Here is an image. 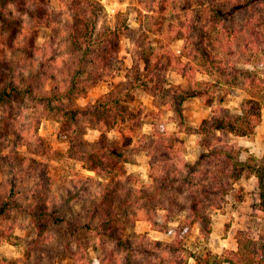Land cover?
<instances>
[{
  "label": "rangeland",
  "instance_id": "obj_1",
  "mask_svg": "<svg viewBox=\"0 0 264 264\" xmlns=\"http://www.w3.org/2000/svg\"><path fill=\"white\" fill-rule=\"evenodd\" d=\"M68 1H52L55 8V14L52 17L57 19V22L51 27L37 24L24 12V9L22 11L15 9V19L11 20L18 29L19 25L25 26L24 34L16 39L17 43L22 42L26 37L31 38L34 32H39L37 44L41 49L37 48L36 52L25 55V59L28 63H31V59L44 62L48 72L56 75L51 83L59 84L58 88L61 92L68 91L71 62L79 55L78 48L67 40L68 32L65 26L66 19H64L66 9L62 8H64L63 3ZM96 1L104 7L102 16L106 23L118 27L119 68L107 81L91 87L86 95L73 98L67 96L63 105L67 109L87 108L113 93L119 96L121 103L129 108L140 121L119 120L111 128L109 124L113 117L107 116L105 121L109 126L99 130L92 117H83L73 122L67 119L68 117L66 118L62 111L45 112L42 108L34 110L27 101L12 103L8 111L13 110L21 115L18 121L23 125V130L29 133L26 135V140L30 139L28 138L30 135L33 137V133L43 140L44 154L35 158L46 164L42 169L44 177L39 175L35 181L39 179L41 184L47 182L48 186H51L52 191L59 197L58 201L51 205L66 221L53 225L48 242L38 250L35 251L33 248L34 251H30L33 247L30 245L35 232L26 215L18 214L15 242H5L0 245V258L11 261L21 259L22 264H77L84 260H98L97 263L100 264L106 257L112 255L116 257L118 264H126L129 251L122 247L118 248L113 239L100 238L95 233L85 230L75 233L67 230L68 224L74 227L77 223L88 220L87 210L92 209L95 199L92 194L99 191L98 182L107 184L114 178L113 174L98 175L95 171L83 166L91 164L88 161L89 158H86V153L104 145L126 147V143L131 141L128 147H132L143 140V135L162 126L183 139L184 155L188 163H193L202 153L205 154V160L200 166L203 172L206 169H212L214 173L230 169L224 162L226 158L224 155L208 152L210 144L216 145L215 148L229 147L233 153H239L235 158L241 161L247 162L251 156L264 155V122L258 135L249 139L236 138L229 134H223L217 138L212 134L200 135L196 131L204 124V121L211 118L213 107H226L230 113L240 112L242 103L248 97L243 79H234V84L229 88L215 90V104L211 108L207 100L199 96H190L181 102V97L190 90L188 81L176 70L173 62L169 66L166 61L163 64L160 63L162 56L167 55L168 52L169 54L174 52L178 60L186 63L188 57L183 54L184 52L192 53L193 48L183 38L185 31L188 34L189 31L192 32L189 25L192 22L197 25H208L213 21L211 9H215L216 4L220 9L227 10L235 0ZM80 4L84 10L91 9L86 1H80ZM255 9H264V6L258 4ZM46 10L52 11V9ZM246 13L243 11L236 15L235 22L242 23ZM195 15H198V18H195ZM194 18L195 21H193ZM1 23L0 78L5 80L11 73L9 70L17 68V55L2 47L6 39H12V36L7 34ZM101 27L102 21L98 23L97 32H100ZM258 58L256 61L259 62L258 67L254 72L264 78V58L261 56ZM151 73L156 79L160 75L159 86L155 84L156 82L148 86L145 84L146 75ZM197 78L219 86L216 79L207 74L197 73ZM52 84L48 85V89L53 87ZM262 115L264 120V108ZM37 120L38 122L35 123ZM154 125L157 126L154 127ZM221 140L224 142L221 143ZM226 144L229 145L226 146ZM18 150L22 152V156H30L26 142L19 144ZM149 160V156L144 153L134 156L132 163H126L123 165L124 168L118 170L121 175L118 181L114 178L118 212L125 214L123 209L126 208L124 203L127 200L139 199V203L128 207L126 212L137 209L139 204L146 203L145 199L149 196L158 204V207L153 206L152 201L147 204V210L154 222L148 221L143 216H140L142 219L136 223H133V219L126 220L129 237L139 236L133 244L134 248L150 247L152 249L150 255L136 256L134 252L131 263L142 262L143 264L146 259L154 261L155 257L160 256L166 264H185L186 260L189 264H193L194 260L189 259V253L206 250L222 253L225 249H232L234 245L237 248L238 230H245L254 237H258L262 232L264 216L263 212L257 208L259 205L258 181L254 175L244 173L239 180L228 181L224 187V193H217L215 197L210 195V200L213 202L205 197V192L199 191L202 186L211 183L210 178L207 180L208 183H204L202 179L205 177L201 174L192 176L191 179L195 181L192 182L193 185L179 181L167 193L157 195L154 191V180L150 177ZM1 175L2 172L0 177ZM84 176L91 179L87 180ZM219 177L222 181L227 178L222 173ZM25 185V188L30 186L29 180L25 182ZM84 187L88 191L84 199L71 202L72 193ZM221 187H223L222 184ZM210 203L213 204L210 205ZM194 209L204 214L208 220L198 219L191 212ZM97 221L94 219L92 223L95 224ZM155 241H161L163 244L157 245ZM28 255H30L29 259L26 258Z\"/></svg>",
  "mask_w": 264,
  "mask_h": 264
},
{
  "label": "trees",
  "instance_id": "obj_2",
  "mask_svg": "<svg viewBox=\"0 0 264 264\" xmlns=\"http://www.w3.org/2000/svg\"><path fill=\"white\" fill-rule=\"evenodd\" d=\"M52 1L0 0V22L7 34L12 36V39H6L2 47L17 55V68H11L9 70L11 73L5 80L0 78V173L2 172L0 177V245L5 242H15L18 228L17 217L18 214H24L35 232L30 245L33 247L30 251H36L45 245L48 242L51 227L66 220L51 205L59 198L52 191L51 186H48L47 182L41 184L39 179L35 181L39 175L44 177L42 169L46 164L35 158V156L44 154L43 140L33 133L34 136L30 135L27 141L26 135L29 133L23 130V125L18 121L21 115L13 110L8 111V107L14 102L27 101L34 110L42 108L45 112L62 111L66 118L68 117L67 119L73 122L83 117H92L99 130L109 125L113 128L119 120L122 122L126 119L139 120L129 108L121 103L119 96L113 93L87 108L67 109L63 105L67 96L73 98L86 95L91 87L107 81L119 68L120 33L117 26L107 24L104 20L102 16L104 7L99 1L69 0L63 3L64 8L62 9H66L64 19H66L65 26L68 32L67 40L78 48L79 54L71 62L68 84L66 83L67 92H61L58 88L59 84L51 83L56 75L48 72L44 62L31 59V63H28L25 59V55L36 52L37 48L41 49L37 44L39 32L36 31L31 38L26 37L22 42L17 43L16 39L24 34L25 26L24 24L19 25L18 29L14 21H11L15 19V9L18 11L24 9V12L37 24L51 27L57 22V19L52 17L55 14ZM80 1H86L91 9L84 10ZM258 4L263 7L264 0H235L227 10L220 9L216 4L215 9H211L212 22L208 25H197L192 22L189 25L192 32L189 31V34L184 32L185 42L193 47L192 53L184 52L183 54L188 57V61L185 63L183 60H178L174 52L170 53L171 55L168 52L160 60L162 64L166 61L168 66L173 62L176 70L188 81L190 90L181 97V102L190 96H199L207 100L209 104H213L215 90L229 88L234 84V79H243L248 97L242 103L240 112L230 113L226 107H213L211 118L204 121V124L196 130L200 135L212 134L217 138L223 134L250 136L255 133L262 122L264 78L254 72L258 67L259 62H256L259 59L258 56L264 58V9H255ZM46 9H52V11L49 12ZM243 11L247 13L242 23L235 22L236 15ZM195 18H198V15H195ZM100 21H102V27L100 32H97ZM197 73L207 74L216 79L219 86L210 81L198 79ZM157 78L159 79L160 75ZM158 79L151 73L146 75L145 84L148 86L156 82L155 84L159 86L161 80L158 81ZM163 82H165L164 79ZM49 84L53 85L51 89H48ZM107 116L108 118L113 117L109 125L105 121ZM37 122L38 120L35 123ZM142 138L143 140L132 147H128L131 143L128 141L126 147L104 145L94 149L86 153V158H89L88 161L91 164L83 166L95 171L98 175L113 174L115 181H118L121 177L118 170L124 168V164L132 163L134 156L144 153L150 158L149 165L152 172H150V177L154 180V191L157 195L167 193L179 181L193 185L192 182L195 181L191 179L192 176L201 174L205 177L202 179L204 183H208L209 178L211 181L208 187L202 186L199 190L200 193L205 192L208 200H210V195L215 197L217 193H224V187L228 181L235 182L242 174L250 173L258 181L259 205L257 208L263 212L264 216V155L262 157L251 156L247 162L241 161L235 158L239 153H233L229 147L215 148L216 145L210 144L208 152L224 155L226 157L224 162L230 169L220 170L217 173L211 171L212 169H206L203 172L200 166L205 160V154L202 153L193 163H188L184 155L183 139L178 134L169 132L161 126L143 135ZM23 142H26L30 156H22V152L18 150V145ZM221 173L227 177L224 181L219 179ZM84 178L91 179L87 176ZM114 178L107 184L98 182L99 191L92 194L95 197L92 209H86L89 213L88 220L77 223L74 227L68 224L67 230L71 233L85 230L95 233L100 238L113 239L118 248L122 247L129 251L126 264H133L131 262L135 254L136 256L138 254L150 255L152 249L150 247L134 248L133 244L139 236L129 237L126 220L131 219L132 221L133 219V223H136L142 219L140 216H143L148 221L154 222L147 210V204L150 201L153 202V206L158 207V204L149 196L145 199L146 203L139 204L137 209L126 212L128 207L139 203V199L127 200L124 203L126 208L123 209L125 214L118 212ZM28 180L30 186L25 188V182ZM221 184L223 187L220 188ZM87 194L85 187L79 189L72 193L70 201L84 199ZM191 212L202 221L208 220L204 214L196 212L195 209ZM94 219L98 220L95 224L92 223ZM236 239V249L228 248L222 253H214L210 250L193 252L189 253V259L194 260L193 264H264V227L258 237L251 236L245 230H238ZM155 243L163 244L161 241H155ZM29 256L26 258L29 259ZM154 259V261L146 259L143 264H166L160 256ZM97 261L84 260L77 264H98ZM0 264H22V262L21 259L11 261L7 258H0ZM100 264H118V261L115 256L110 255ZM137 264H142V262ZM185 264H189L187 260Z\"/></svg>",
  "mask_w": 264,
  "mask_h": 264
},
{
  "label": "crops",
  "instance_id": "obj_3",
  "mask_svg": "<svg viewBox=\"0 0 264 264\" xmlns=\"http://www.w3.org/2000/svg\"><path fill=\"white\" fill-rule=\"evenodd\" d=\"M214 104H215L214 102H213V104H209V103H208V105H209L211 108L213 107ZM263 122H264V120H263V115H262V122H261V124L257 127L255 133L252 134V135H250V136H236V135H233V134H230V135L233 136V137H236V138H242V139L245 138V139H249V138L252 137V136H256V135H258L257 133L260 132V129H261L262 126H263ZM232 249H236V246L234 245V246L232 247Z\"/></svg>",
  "mask_w": 264,
  "mask_h": 264
}]
</instances>
